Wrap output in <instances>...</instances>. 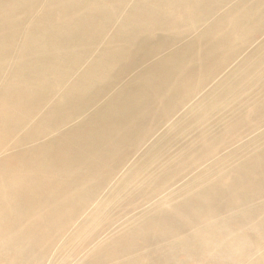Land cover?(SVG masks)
<instances>
[{
  "label": "bare ground",
  "instance_id": "6f19581e",
  "mask_svg": "<svg viewBox=\"0 0 264 264\" xmlns=\"http://www.w3.org/2000/svg\"><path fill=\"white\" fill-rule=\"evenodd\" d=\"M0 264H264V0H0Z\"/></svg>",
  "mask_w": 264,
  "mask_h": 264
}]
</instances>
